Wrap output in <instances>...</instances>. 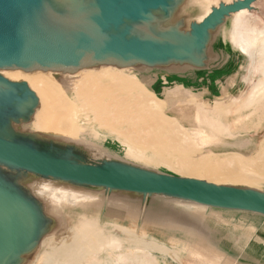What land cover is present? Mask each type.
Masks as SVG:
<instances>
[{
  "label": "water",
  "instance_id": "95a60500",
  "mask_svg": "<svg viewBox=\"0 0 264 264\" xmlns=\"http://www.w3.org/2000/svg\"><path fill=\"white\" fill-rule=\"evenodd\" d=\"M263 8L264 0H0V70H55L75 103L74 74L121 70L162 110L182 92L213 109L252 66L230 40L233 14ZM38 107L26 81L0 74V264H46L39 257L63 251L82 218L192 256L190 264H264L262 181L185 176L85 109L70 134L41 133L31 127ZM203 130L217 138L201 148L254 149L243 134Z\"/></svg>",
  "mask_w": 264,
  "mask_h": 264
},
{
  "label": "bare ground",
  "instance_id": "6f19581e",
  "mask_svg": "<svg viewBox=\"0 0 264 264\" xmlns=\"http://www.w3.org/2000/svg\"><path fill=\"white\" fill-rule=\"evenodd\" d=\"M247 12L242 10L233 14L229 37L236 46L249 54L257 78L248 79V90L234 107H223L221 118L215 113L221 109L220 104L210 109L200 101L194 102L192 127L177 124L168 115L153 119L155 111H161L159 99L144 89L134 77L121 70L109 69L99 73L88 70L74 74L72 82L75 84L73 88L78 105L56 80L55 70L24 71L10 68L0 70V74L12 81H26L36 92L39 107L31 127L41 133L59 136L70 134L75 127L78 109H85L91 112L99 125L108 127L117 136H126L128 141L132 139V143L151 147L156 153L169 148L178 150L182 156L188 149L182 143L188 141L200 149L217 138L215 133H206L202 125L209 126L216 133L231 135L235 130L258 123L264 114V25L258 26L257 18L245 15ZM151 116L150 124L143 127L137 125L138 118L147 119ZM183 116L186 119V114ZM212 156L213 152L210 151L195 160L186 158L178 169L185 176L217 183L246 179L251 173L264 179V138L250 156L236 152ZM74 229V237L63 251L53 254L44 252L39 261L46 264H159L151 251L155 246L163 249L157 243L139 240L134 236V245L125 247L123 239L116 234L105 233L88 218H82ZM205 258L213 261L216 256L205 255Z\"/></svg>",
  "mask_w": 264,
  "mask_h": 264
},
{
  "label": "rangeland",
  "instance_id": "374dc122",
  "mask_svg": "<svg viewBox=\"0 0 264 264\" xmlns=\"http://www.w3.org/2000/svg\"><path fill=\"white\" fill-rule=\"evenodd\" d=\"M250 17L257 18V21H259L258 26H263L264 25V8L261 9V12L252 13V15H250ZM246 73L248 74V78H250V80L257 78V71L254 70L253 65L247 66ZM249 84H250V82L247 81L246 83H242L241 85H239V87H237V86L235 87V91L230 93V95L227 97L228 99L223 100V102L221 104V109H219L218 111L215 112L218 114L217 117L221 118L220 113H221L224 106L234 107L239 102V98H241L245 94V92L248 90ZM181 97H179V98L182 100L175 101V103H173L171 105V108L164 105L163 110L161 109V111L160 110L155 111L156 114H153V119L164 118L166 115H168L170 117L169 118L170 120L175 121L177 124H180L182 126H186L185 118H183L185 116H183V115L187 113L188 119H189V124H193L191 122V114H193V112H192L193 105H194L193 101H196V100L194 98H193L194 99L193 100L191 98V96L187 95V93H184V92H182ZM212 113H214V112H212ZM130 114H132V113H130ZM130 117H135V116L130 115ZM151 121H152V116L147 118V119L140 117L137 119L136 122H137L138 126L143 127L144 125L150 124ZM202 127L206 128L205 125L204 126L202 125ZM262 127H264V114H263V116L260 117V120L258 121V123L252 124L251 126H248V127L245 126L244 128H242L240 130L233 131L234 134H239V133L243 134V136H237L238 138H241L243 140H248L251 138L250 144H251V146L254 147V149L249 150L248 156L252 155L257 150L259 142L264 138V136H261V134H259V133L255 134L252 130H256V129L262 128ZM250 131H252V132H250ZM132 137H137V136H132ZM231 137H233V136H231ZM176 139H179V136H176ZM182 144L188 148L185 150V154L184 155L182 154V156L178 150H171L169 148H165L164 150H162V153H160V154H162V156L165 158V160L167 162H169L172 166H174L176 168L180 167L182 165V163L184 162V159H186V158H190V159L195 160V159H198L200 156H203L204 154L205 155L209 154L210 150L213 151L210 147L196 149V147L188 141H186ZM227 153H231V152L213 151V156L214 157H220L223 154H227ZM163 157H162V159L164 160ZM156 163H158V162H156ZM157 166H159L161 168H167L168 170L179 173L178 170H174L172 168H169L166 164L161 163V162ZM248 176L249 177L247 179L260 180V181H262L261 184L264 185V179H262L260 175L255 174V173H251ZM109 231L110 230H104V232H106V233H109ZM111 233H114V232H111ZM116 233L118 236H120L121 239H123L122 243L125 247H129L131 245H134V243L136 242V241L134 242V240H132V239H129V238L127 239L125 237V235H123V233H120V232H116ZM151 251L154 253L159 264H190V262L196 261L192 256H189V255H187V256L182 255V256H178L175 258L174 253L161 251L155 247H152Z\"/></svg>",
  "mask_w": 264,
  "mask_h": 264
},
{
  "label": "crops",
  "instance_id": "0c3cea01",
  "mask_svg": "<svg viewBox=\"0 0 264 264\" xmlns=\"http://www.w3.org/2000/svg\"><path fill=\"white\" fill-rule=\"evenodd\" d=\"M255 134L257 133H259V134H261V136H264V127H262V128H258V129H256V130H252ZM252 131H250V132H252Z\"/></svg>",
  "mask_w": 264,
  "mask_h": 264
}]
</instances>
